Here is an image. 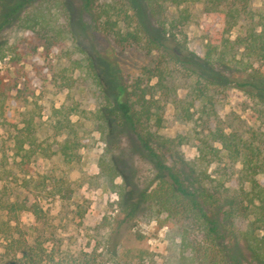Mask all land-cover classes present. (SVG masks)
Instances as JSON below:
<instances>
[{
  "label": "rangeland",
  "instance_id": "rangeland-1",
  "mask_svg": "<svg viewBox=\"0 0 264 264\" xmlns=\"http://www.w3.org/2000/svg\"><path fill=\"white\" fill-rule=\"evenodd\" d=\"M21 1L0 0V20ZM64 1L68 15L65 12L58 17L57 24L67 20L69 33L58 35L34 20H14L0 31V104L10 112L13 122L1 123L0 116V159L11 163L14 126L21 127L26 119L40 143V149L29 158L25 176L30 181L22 191L30 198L38 195L44 214L35 220L32 214L21 213V224L24 229L37 226L44 246L57 253L55 258H61V264H74L73 259L83 253L94 258L93 264H174L178 254L174 223L166 213L156 214L151 204L138 199L153 176L151 165L127 132L115 127L106 137L107 125L99 112L109 105L101 89L103 83H111V74L115 73L127 89L138 77L142 85L153 84L157 78L147 79L142 68L154 64L157 54H147L141 42L116 43L93 19L83 0ZM105 1L114 5L122 31L136 28L129 0ZM236 32L234 28L231 35ZM178 35L191 50L203 52V30L198 22H184ZM88 57L98 63L102 84L88 69ZM173 68L178 67L164 63V84L169 93L158 132L174 138V143L182 137L174 149L184 160L205 170V178L214 184L229 162L222 152L218 162L197 163V138L203 134L197 117L200 105H196L197 111L192 107L194 114L186 119L193 79ZM211 93L212 105L206 98L202 103L205 110L213 108L218 124L246 135L253 132L255 140L264 144V100L237 88L214 87ZM66 141L70 147L64 154L61 146ZM115 163L120 173L111 169ZM233 168L238 170V163ZM22 175L20 172L16 177ZM130 201L135 204L129 209L125 204ZM32 231H27L29 238Z\"/></svg>",
  "mask_w": 264,
  "mask_h": 264
},
{
  "label": "trees",
  "instance_id": "trees-1",
  "mask_svg": "<svg viewBox=\"0 0 264 264\" xmlns=\"http://www.w3.org/2000/svg\"><path fill=\"white\" fill-rule=\"evenodd\" d=\"M129 1L137 24L134 29L122 31L113 4L83 0L93 19L116 43L141 42L147 54H157L154 64L142 68L144 77L157 78L153 84L142 85L138 77L127 89L115 73L111 74L110 84L102 82L103 97L109 102L99 109L107 125L104 134L110 137L115 127L127 132L149 161L154 173L138 199L151 204L156 214L166 213L174 223L178 236L174 264H264V144L255 140L253 132L246 135L236 128L225 130L218 124L213 108L205 110L202 103L206 98L212 105L214 87L237 88L264 100V0L256 6L255 0ZM65 12L64 0H22L3 14L0 31L14 20H34L58 35L66 34L67 20L66 24H57ZM124 17L128 19L129 15L125 12ZM190 20L202 25L201 54L191 50L178 35L181 25ZM234 28L237 32L232 36ZM2 54L0 49V57ZM87 59L88 69L102 84L96 70L98 63L91 57ZM168 62L177 65L175 71L193 79L185 117L191 119L194 111L190 109L196 107L197 111L196 105H200L197 117L203 134L197 138V163L205 166L218 162L222 152L229 162L214 184L205 178V170L184 160L174 149L182 137L174 143V138L158 132L169 93L164 84V63ZM4 107L0 104L1 123L12 125L10 112ZM14 127L11 163L0 159V264H61V258H55L57 253L44 246L37 226L28 227L34 231L29 238L28 229L21 224V213L32 214L35 220L44 214L38 195L30 198L22 191L30 181L25 176L29 158L40 149V143L29 119L21 127ZM68 147L69 141L61 146L64 154ZM234 163H238V170L233 168ZM117 165L111 169L120 173ZM19 171L24 175L16 177ZM134 204L130 201L125 205L130 209ZM93 260L87 253L73 259L74 264H93Z\"/></svg>",
  "mask_w": 264,
  "mask_h": 264
}]
</instances>
